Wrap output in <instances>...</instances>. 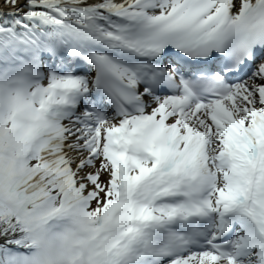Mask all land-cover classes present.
<instances>
[{"label": "snow or ice", "instance_id": "6c2138e0", "mask_svg": "<svg viewBox=\"0 0 264 264\" xmlns=\"http://www.w3.org/2000/svg\"><path fill=\"white\" fill-rule=\"evenodd\" d=\"M0 264H264V0H0Z\"/></svg>", "mask_w": 264, "mask_h": 264}]
</instances>
